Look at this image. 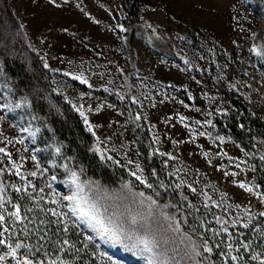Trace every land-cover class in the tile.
<instances>
[{"label":"rangeland","instance_id":"obj_1","mask_svg":"<svg viewBox=\"0 0 264 264\" xmlns=\"http://www.w3.org/2000/svg\"><path fill=\"white\" fill-rule=\"evenodd\" d=\"M138 8L131 11L123 0H0L4 208L14 211L16 196L25 194L95 241L92 252L99 261L148 264L134 240L106 243L68 211L69 202L61 198L71 194L69 187L58 184L60 175L39 154L34 136L50 127L36 119L31 93L19 95L30 108L21 122L9 116L17 98L10 92L14 78L6 59L16 49L25 68L42 67L52 91L83 113L94 149L115 170L116 184L95 182L82 167L76 173L86 192L91 188L90 195L104 197L100 203L109 214L147 217L178 264H259L251 257L264 259V188L250 154L221 124L232 109H247L264 121V0H139ZM123 108L146 120L167 165L166 192L150 182ZM16 224L0 225L9 228L0 238L18 242ZM204 241L211 254L203 252ZM193 245L201 256L191 252ZM7 251L0 247V255ZM23 257L18 250L17 258ZM0 264L16 261L9 256Z\"/></svg>","mask_w":264,"mask_h":264},{"label":"trees","instance_id":"obj_2","mask_svg":"<svg viewBox=\"0 0 264 264\" xmlns=\"http://www.w3.org/2000/svg\"><path fill=\"white\" fill-rule=\"evenodd\" d=\"M139 0H123L124 5L138 13ZM137 10V11H136ZM20 54L16 49L11 58L6 59L8 71L14 81L9 87L17 110L8 111L9 116L19 122L29 107L22 101L24 92L31 93V103L36 119L42 118L50 127V131L39 129L34 136L37 146L60 186L69 187L71 173L82 167L85 173L95 182L116 184L115 170L107 164L94 149V137L88 130L83 117L59 93L52 91L45 80V70L36 65L25 68L17 58ZM106 95L103 91H94ZM50 94L52 101L44 96ZM108 96V95H107ZM18 104V106H17ZM25 106V108H24ZM133 131L136 144L140 150L143 164L150 182L156 188L169 189L166 184L167 165L156 152L155 144L145 119H137L138 114L123 108ZM222 121L224 132L237 141L252 158L256 181L264 188V121L254 117L245 109H232ZM59 150V151H57ZM84 185V184H83ZM15 202L21 205L25 216L23 223L16 224L18 242L31 248H22L24 256L33 264H49L57 259L58 264H108L99 261L92 250L97 246L95 241H86L74 226H66L56 220L54 215L32 197L25 194L16 196ZM30 209V211H29ZM63 241H68L64 244Z\"/></svg>","mask_w":264,"mask_h":264},{"label":"snow or ice","instance_id":"obj_3","mask_svg":"<svg viewBox=\"0 0 264 264\" xmlns=\"http://www.w3.org/2000/svg\"><path fill=\"white\" fill-rule=\"evenodd\" d=\"M54 2V0H53ZM256 51L259 55L260 53ZM79 79V77H75ZM82 83H87V81H81ZM138 101L133 97L132 103H137ZM83 115V113H81ZM139 119V116L136 117ZM183 119V118H181ZM59 151V150H57ZM5 149L0 148V153H4ZM34 159V158H33ZM264 160V157H261ZM239 167V165H237ZM19 169L17 168V174ZM30 175L35 176L36 173L32 172ZM71 179L67 182L69 186V190L71 192L70 195H64L61 199L68 201L69 203L66 205L68 211L75 216L81 223L85 224L90 230L95 232L97 236L100 237L101 240L107 242L120 243L122 240H134V247H139L142 253L148 254L149 261L148 264H178V262H173L167 256L168 250L163 248L162 245L167 244L168 241L166 239H157V236L151 232L150 226L147 223V217H142L138 219L136 216H132L130 220L121 219L116 215V213H110L106 207L101 205L100 201L104 199L103 196L99 195H90L89 193L93 192V189L89 188L88 191H85V186L79 182V177L76 172H72ZM135 175V173H133ZM235 175V173H233ZM137 179L140 177L137 176ZM55 180V177H53ZM28 187H32L31 185L26 186L24 192L27 195ZM51 187V185H49ZM74 187V190H72ZM151 187V185H149ZM239 187L244 188L248 192H252L253 189L251 187L246 186L241 183ZM15 191L20 192V188H16ZM41 191H43L41 189ZM195 191V189H193ZM4 192V189L0 187V194ZM141 195H143L141 193ZM210 199V198H209ZM7 203H11L8 201ZM52 203H58L56 200H53ZM143 203V201H141ZM155 203V201H153ZM5 201L0 199V225H5L8 221H12L13 223H23L25 216L22 214V208L19 204H13L12 208L14 211L7 212V209L4 208ZM207 207V205H205ZM30 211V209H29ZM52 215H60L59 213L52 210ZM151 215V212H149ZM261 216H264V212L260 213ZM219 222V221H218ZM247 227V225H243ZM178 230V229H177ZM224 232H227V228L223 229ZM9 232L8 227H3L0 230V237H4L5 233ZM190 239V237H188ZM11 237L8 238H0V247L7 248V252L3 255H0V261H4L9 256L16 261V264H33V261L29 259L27 256H24L22 259L17 258L18 250L25 248L28 251H31V248L24 243L16 242L12 243ZM91 239V237H90ZM64 244H67L68 241H63ZM244 249L247 250L249 245H243ZM229 249H231V245H229ZM191 252L195 254V256H201L202 253L197 251L196 246L193 245L191 247ZM203 252L212 253V248L207 246V241H204L203 244ZM188 255V253H186ZM191 258V256H189ZM230 259L232 261H237L238 259H242L241 257L231 256ZM252 260H258L259 264H264V259H260L258 256H252ZM40 264H44L43 261ZM49 264H58L57 259H52ZM108 264H114V261L109 258Z\"/></svg>","mask_w":264,"mask_h":264}]
</instances>
